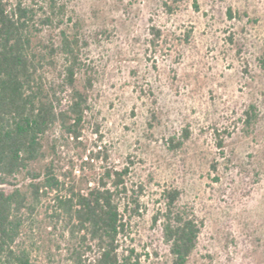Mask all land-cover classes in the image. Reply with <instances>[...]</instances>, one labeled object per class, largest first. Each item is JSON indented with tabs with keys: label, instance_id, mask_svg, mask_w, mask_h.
Wrapping results in <instances>:
<instances>
[{
	"label": "rangeland",
	"instance_id": "374dc122",
	"mask_svg": "<svg viewBox=\"0 0 264 264\" xmlns=\"http://www.w3.org/2000/svg\"><path fill=\"white\" fill-rule=\"evenodd\" d=\"M50 1L22 0L42 18L40 6L50 12ZM60 4V28L39 25L38 36L47 41L60 30L78 31L88 42L96 85L84 141L87 155L108 154L107 160L93 156L89 166L70 150L65 161L75 158L76 179L130 168L127 185L140 195L141 215L132 217L122 247L135 249L140 264H171L162 221L155 226L153 218L164 212V190L178 188L180 206L203 222L189 264H264V0ZM151 26L162 31L156 45ZM173 138L182 144L172 147ZM42 227L40 234L24 233L35 263L72 264L67 242L47 247L50 238H60Z\"/></svg>",
	"mask_w": 264,
	"mask_h": 264
},
{
	"label": "trees",
	"instance_id": "16d2710c",
	"mask_svg": "<svg viewBox=\"0 0 264 264\" xmlns=\"http://www.w3.org/2000/svg\"><path fill=\"white\" fill-rule=\"evenodd\" d=\"M40 9L43 18L22 0H0V264H36L24 233L40 234L43 225L60 238H50L47 247L61 249L66 241L72 264H140L135 249L121 243L132 217L141 215L140 195L127 185L130 168H107L98 180L76 179L75 158L65 161L70 150L84 165L93 156L108 158L103 151L87 155L84 141L96 85L88 42L78 31L39 38L43 26L60 28L65 5L51 0L50 12ZM150 33L156 45L162 31L151 26ZM253 109L245 112L248 126ZM183 133L187 139L188 130ZM214 133L222 148V134L217 128ZM169 144L179 147L182 141ZM181 196L178 188L164 190V212L153 218L155 226L162 221L171 264H189L203 227L192 210L180 206Z\"/></svg>",
	"mask_w": 264,
	"mask_h": 264
}]
</instances>
